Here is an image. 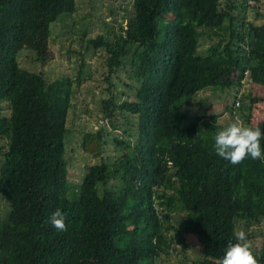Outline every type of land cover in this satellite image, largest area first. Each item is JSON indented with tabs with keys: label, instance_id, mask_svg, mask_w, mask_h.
<instances>
[{
	"label": "trees",
	"instance_id": "trees-1",
	"mask_svg": "<svg viewBox=\"0 0 264 264\" xmlns=\"http://www.w3.org/2000/svg\"><path fill=\"white\" fill-rule=\"evenodd\" d=\"M238 3L133 0L134 16L114 40H88L105 51L104 118L128 137L104 124L85 131L81 145L96 161L72 184L68 119L81 79L48 81L18 57L32 30L75 13L77 0H0V195L10 206L0 221V264H156L189 235L201 245L200 264H219L241 229L264 264V240L255 247L250 231L264 223V162L232 165L214 149L216 132L238 115L264 132V94L242 91L248 81L264 90V12L256 4L261 19H249ZM126 67L137 88L120 100L113 77L123 80ZM211 89L233 95L226 124L212 105L183 109L195 98L203 103L200 93ZM111 141L113 165L104 156ZM57 209L65 232L50 223Z\"/></svg>",
	"mask_w": 264,
	"mask_h": 264
},
{
	"label": "rangeland",
	"instance_id": "rangeland-1",
	"mask_svg": "<svg viewBox=\"0 0 264 264\" xmlns=\"http://www.w3.org/2000/svg\"><path fill=\"white\" fill-rule=\"evenodd\" d=\"M237 1H240L238 9H236L238 13L246 14L252 20L261 19L256 15L258 9L255 5H260V11L264 12V0H249V7H247L246 12L240 6L243 0ZM134 12L133 0H77L75 13L63 15L56 22L32 30L19 54L21 66L42 73L48 81L63 75H70L76 80L78 77L81 79L80 82L77 81L74 84V105L70 110L68 119L70 133L67 162L72 184H77L80 179L82 181L87 172L86 166L96 161L95 158L85 154L81 145L85 131L97 129L104 124L114 135L119 134L128 137L122 130L107 124L108 120L104 118L102 98L106 97L107 91L103 92V89L108 85L104 81L105 51L89 46L88 40L101 34L110 40H114V36L134 16ZM216 39L219 40V37ZM210 43L209 38L203 36L200 49L206 51ZM81 68H83V73L80 74ZM128 69L129 67L123 68L120 73L123 80L113 77V82L116 85L115 92L120 100L125 97L132 98L137 88L135 80L129 78ZM126 83L134 85L133 88L128 87ZM248 83L249 81L247 82L248 87L242 86V91L246 89L245 91H252L254 95L257 92L264 94L259 83H254V85ZM202 97H205L203 103L195 98L192 103L184 105L183 109L192 113H199L212 105L216 111L222 113L220 121L225 124L231 121V112L225 110L227 104L232 105L233 95L226 91L211 89L201 92L200 99ZM244 100L249 102L250 99L244 98ZM4 112L9 115L8 104H5ZM235 112L239 113L238 110ZM115 118L119 123L125 122L124 115L118 111ZM236 119L244 122L243 117L239 115L236 116ZM260 125L264 126V121ZM112 133H109L108 136L111 137ZM2 146V150L7 147L5 142H2ZM104 149V156L110 157L109 163L113 165L117 155L115 143L111 141ZM3 158V155L0 154V167ZM112 181L115 182L116 180ZM9 209V203L0 195V221L7 216ZM263 228L264 223L250 227V231H253V243L257 248L261 247L264 240V236L261 234ZM171 250L170 254L159 258L156 264H200L203 259L201 245L193 235L187 236L184 245L176 241Z\"/></svg>",
	"mask_w": 264,
	"mask_h": 264
},
{
	"label": "clouds",
	"instance_id": "clouds-1",
	"mask_svg": "<svg viewBox=\"0 0 264 264\" xmlns=\"http://www.w3.org/2000/svg\"><path fill=\"white\" fill-rule=\"evenodd\" d=\"M264 132L260 127L246 126L239 120L230 122L214 135L216 155L232 165L243 163L247 158L264 162L261 141ZM66 217L57 209L50 218L51 225L59 232L67 231ZM236 242H229L219 264H260L252 250V243L244 230L234 232Z\"/></svg>",
	"mask_w": 264,
	"mask_h": 264
}]
</instances>
